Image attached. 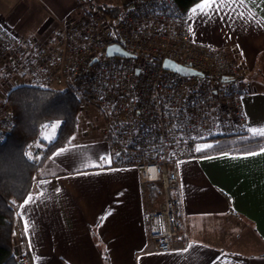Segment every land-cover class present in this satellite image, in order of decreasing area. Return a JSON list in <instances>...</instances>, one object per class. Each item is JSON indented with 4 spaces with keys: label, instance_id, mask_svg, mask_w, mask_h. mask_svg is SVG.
Segmentation results:
<instances>
[{
    "label": "crops",
    "instance_id": "obj_1",
    "mask_svg": "<svg viewBox=\"0 0 264 264\" xmlns=\"http://www.w3.org/2000/svg\"><path fill=\"white\" fill-rule=\"evenodd\" d=\"M200 3L188 12L191 37L235 54L245 85V133H252L264 127V0H214L193 14ZM75 11L76 0H0L1 23L39 38L52 36ZM10 88L0 83V97ZM85 128L50 154L32 190L15 204L14 255L24 245L32 264H105L104 255L108 264H264V147L182 159L187 245L146 252L144 206L156 207L160 197L152 198L148 187L144 194L133 168L111 167L106 142L99 133L84 137ZM44 133L51 141L54 134Z\"/></svg>",
    "mask_w": 264,
    "mask_h": 264
},
{
    "label": "built area",
    "instance_id": "obj_2",
    "mask_svg": "<svg viewBox=\"0 0 264 264\" xmlns=\"http://www.w3.org/2000/svg\"><path fill=\"white\" fill-rule=\"evenodd\" d=\"M190 28L189 14L173 0H131L115 18L77 12L44 38L14 32L0 22V83L70 92L80 101V113H94L111 167L133 168L144 194L149 184L158 187L159 204L144 206L146 252L187 245L178 163L223 135L245 132L240 102L245 85L235 54L195 42ZM111 44L134 57L105 56ZM164 58L199 74L166 70ZM11 119L2 96L0 142ZM51 126L41 125L40 133ZM40 133L25 148L35 163L44 150L37 145L44 141ZM14 256L15 264H32L24 245Z\"/></svg>",
    "mask_w": 264,
    "mask_h": 264
},
{
    "label": "trees",
    "instance_id": "obj_3",
    "mask_svg": "<svg viewBox=\"0 0 264 264\" xmlns=\"http://www.w3.org/2000/svg\"><path fill=\"white\" fill-rule=\"evenodd\" d=\"M173 1L181 11L188 13L191 6L200 0ZM124 6L100 3L96 9L105 17L115 18ZM5 98L12 119L5 139L0 142V264H15L13 235L17 216L12 205L22 201L32 190V178L50 154L56 148L70 144L79 124L80 101L68 91L25 84L10 88ZM43 124L56 125V131L35 163L26 157L25 148L39 135ZM263 142L264 136L253 133L223 135L198 155L244 153L261 149ZM148 193L152 198L158 197V187L149 184ZM99 251L103 254V249ZM103 257L108 264L105 255Z\"/></svg>",
    "mask_w": 264,
    "mask_h": 264
},
{
    "label": "rangeland",
    "instance_id": "obj_4",
    "mask_svg": "<svg viewBox=\"0 0 264 264\" xmlns=\"http://www.w3.org/2000/svg\"><path fill=\"white\" fill-rule=\"evenodd\" d=\"M111 2H112L111 0H76V11H75V13L79 12V13H81L83 15L84 14H89V13L102 14L100 11H98L96 9L97 5L100 4V3L111 4ZM111 5H116V4H111ZM237 62H238V60H237ZM238 65H239V63H238ZM2 90H4V89H2ZM7 91L8 90H6L5 92H7ZM0 92H2V91H0ZM3 96L5 97V95H3ZM86 122H88V124H90V129L86 128V129H89L87 131L88 132V136L84 134L85 135L84 137L90 138V136H97L98 135L97 126H96L97 123H96V120L94 118V113L91 110H88V109L86 111L83 110L81 113L79 112V124H78L77 130H82V129L84 130V128L86 127ZM53 126H55L54 131H53ZM55 131H56V125H52L51 128H49V132L54 134ZM40 134L44 136L46 133L41 132ZM237 134H242V133H237ZM48 142L49 141L44 140L41 143V141L38 140L37 141V145L41 149H44L45 148V144L48 143ZM263 144H264V142H263ZM242 225H243L244 229L247 228V225L245 223H242Z\"/></svg>",
    "mask_w": 264,
    "mask_h": 264
},
{
    "label": "water",
    "instance_id": "obj_5",
    "mask_svg": "<svg viewBox=\"0 0 264 264\" xmlns=\"http://www.w3.org/2000/svg\"><path fill=\"white\" fill-rule=\"evenodd\" d=\"M110 55H116V56H120V57H134L133 54L127 52L118 44H111V45H108L106 47L105 56H110ZM95 60L96 59L93 58L91 60V63L95 62ZM161 66H162V68H164L166 70L173 71V72L178 73L180 75L199 74V72L197 70L193 69L192 67L181 65V64L175 62L174 60H172L170 58H164L161 62ZM136 72H138V69H136Z\"/></svg>",
    "mask_w": 264,
    "mask_h": 264
},
{
    "label": "snow or ice",
    "instance_id": "obj_6",
    "mask_svg": "<svg viewBox=\"0 0 264 264\" xmlns=\"http://www.w3.org/2000/svg\"><path fill=\"white\" fill-rule=\"evenodd\" d=\"M214 0H202V3L197 4L196 7H194L191 11L193 14H195L198 10L203 12L206 11L207 8L211 7L213 4ZM223 6V5H221ZM55 126H53V131H54ZM250 132H252L254 135H259V136H264V127L262 128H250L249 129ZM46 139H50V137H45ZM206 147H211L210 145H207ZM197 151H200V149L198 148ZM262 151H264V148H262ZM249 155H254L256 153H248ZM31 199V197H29V200ZM25 203H28V200L25 201Z\"/></svg>",
    "mask_w": 264,
    "mask_h": 264
}]
</instances>
